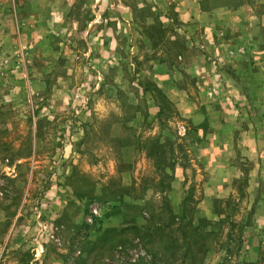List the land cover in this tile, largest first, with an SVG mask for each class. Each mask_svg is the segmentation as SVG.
Returning <instances> with one entry per match:
<instances>
[{
  "label": "rangeland",
  "instance_id": "1",
  "mask_svg": "<svg viewBox=\"0 0 264 264\" xmlns=\"http://www.w3.org/2000/svg\"><path fill=\"white\" fill-rule=\"evenodd\" d=\"M14 5L0 2V264H150L148 247L159 251L161 242H140L125 217L147 224L140 213L152 218L165 201L178 213L197 207L205 178L191 161L193 139L178 130L191 118L162 96L152 69L130 65L124 51L122 64L96 66L104 73L97 88L85 64L63 75L51 53L60 36L34 44L31 26L17 31ZM22 54L35 66H17ZM74 88L80 96L72 100ZM250 161L237 158L244 174L236 192L199 213L217 226L198 252L202 264H264V225L254 230L258 201L251 206L246 187ZM182 169L186 184L164 191L160 174L171 173L172 185ZM132 205L143 208L138 214Z\"/></svg>",
  "mask_w": 264,
  "mask_h": 264
},
{
  "label": "crops",
  "instance_id": "2",
  "mask_svg": "<svg viewBox=\"0 0 264 264\" xmlns=\"http://www.w3.org/2000/svg\"><path fill=\"white\" fill-rule=\"evenodd\" d=\"M12 1L17 31L21 24L31 26L37 35L34 44L60 36L50 48L61 59L63 75L75 74L85 64L94 71L87 72L97 88L104 73L96 66L122 64L123 51L130 65L145 63L152 69L156 86L180 115L191 118L189 128L179 125L178 130L193 139L191 161L197 175L205 178L195 222L205 219L216 226L199 213L236 192L244 174L237 162L241 157L254 161L246 173L251 206L258 201L254 230L264 225V0ZM25 4L31 8L28 13ZM26 46L18 51L24 53ZM17 62L26 70L36 64L24 54ZM54 76L58 81L56 71ZM75 92L70 93L72 100L80 96ZM175 178L173 193L187 181L183 169Z\"/></svg>",
  "mask_w": 264,
  "mask_h": 264
},
{
  "label": "trees",
  "instance_id": "3",
  "mask_svg": "<svg viewBox=\"0 0 264 264\" xmlns=\"http://www.w3.org/2000/svg\"><path fill=\"white\" fill-rule=\"evenodd\" d=\"M164 98L165 95L161 93ZM162 112V107L160 109ZM159 112V113H160ZM172 169V165L167 166ZM166 167V168H167ZM165 168V169H166ZM169 181L167 182L166 180ZM172 174L162 173L160 174L159 183H165L164 191L171 187ZM191 195H187L184 200V204L188 203ZM192 198V197H191ZM195 206V205H194ZM193 206V207H194ZM143 207L140 205H132L129 209L141 212ZM196 206L193 209H189V205H182L178 211L182 213L178 216V212L172 205H161L158 209H154L151 213V217L146 215V212H141V219L147 224L139 222L136 215L134 217H125V220H130L132 223L131 229L136 230V237L140 242L144 244H154V242L160 241L161 249L156 251L148 247V252L152 256L150 264H202V260L199 259V250L207 249L206 238L210 235H215L217 232V226H210L209 222L205 219L195 222ZM158 211V215L156 212ZM130 214V213H129ZM127 213V215H129ZM139 214V213H138ZM180 215V214H179ZM158 216V221L151 225V220ZM187 217V219H185ZM212 227L213 229H209ZM202 229V230H200ZM164 244V246H163Z\"/></svg>",
  "mask_w": 264,
  "mask_h": 264
}]
</instances>
